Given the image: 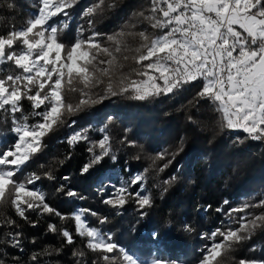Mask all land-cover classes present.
Returning <instances> with one entry per match:
<instances>
[{
  "label": "trees",
  "instance_id": "1",
  "mask_svg": "<svg viewBox=\"0 0 264 264\" xmlns=\"http://www.w3.org/2000/svg\"><path fill=\"white\" fill-rule=\"evenodd\" d=\"M97 4L100 0H76L72 8L66 9L67 17L57 18L58 25L66 24L62 29L58 27V39L70 46L77 39L87 40L93 33H99L95 41L117 57L111 79L116 91L122 86L121 80L125 85L133 79L147 80L136 74L144 69L135 58L146 49L140 53L135 51L144 43L135 33L152 34L149 43L161 34L139 15L140 12L150 15L151 0H104L94 14L82 15ZM37 9L38 0H0V36L24 27ZM121 32L124 34L116 37L119 45L107 39ZM117 46L121 48L119 53L114 51ZM15 50H19L18 43ZM100 58L108 59L103 54ZM148 63L144 61V65ZM0 71L3 72L0 78H4L8 74H20L21 70L9 62L2 64ZM102 79L103 83L85 89L89 98L104 95L109 79ZM73 87L75 91L65 86L63 95L65 103L76 106L85 97L81 84ZM198 90L190 84L143 100L136 99V93L129 90L84 105L73 114L65 110L64 122L57 123L43 136L40 151L24 169L25 176L30 173L40 176L30 187L43 194L44 202L61 215L29 209L24 219L17 214L6 192L5 201L0 203V262L107 264L100 253L87 247L89 237L79 235L75 220L78 210H85L80 214L86 227L99 229L105 238L110 234L142 264L156 260L199 264L206 246L213 243L212 232L239 228L241 217L245 218L244 223L250 224L256 216L264 215V205H260L264 200V139L253 140L242 130L234 132L222 127L216 105L197 98ZM20 104L21 110L15 113L18 122L33 126L40 121L32 113L43 111L45 106L34 110L26 98ZM24 116L28 117L27 121H23ZM12 127L13 114L0 109V150L14 140ZM82 131L87 140L69 143L68 138L74 132ZM104 135L111 145L109 155L82 172L92 158L89 142L95 143ZM94 152L99 154V147ZM46 172L54 179H47ZM135 176L142 177L139 184L132 183ZM121 186L127 188L124 206L104 203ZM70 190L76 195L69 197ZM137 192L140 197L147 195L150 204L141 207L140 197L128 195ZM89 209L97 215L92 216L86 211ZM232 209L243 210L229 214ZM103 218L107 219L101 224L99 221ZM50 224L56 226V231L49 230ZM257 224L259 227L252 230L250 239L222 250L218 264L264 261V222L257 221ZM64 230L71 235V244L61 235ZM15 233L20 234L17 247L11 243V234ZM220 239L216 237L217 241ZM81 252L83 256L74 255ZM116 264L122 262L117 260Z\"/></svg>",
  "mask_w": 264,
  "mask_h": 264
},
{
  "label": "snow or ice",
  "instance_id": "2",
  "mask_svg": "<svg viewBox=\"0 0 264 264\" xmlns=\"http://www.w3.org/2000/svg\"><path fill=\"white\" fill-rule=\"evenodd\" d=\"M103 2L100 0V4ZM75 3L76 0H38L37 11L24 27L9 32L7 36H0V64L10 62L21 70L20 74H8L0 78V109L13 114L12 131L15 133L12 143L0 150V203L5 201L7 192L15 211L24 219H27L25 212L29 209L61 215L44 202L43 194L38 193L35 187H30L40 180V176L35 173L25 176V166L40 151L43 136L54 125L64 122L65 110L73 114L84 105L98 103L109 95L129 90L136 93V99L143 100L150 95L167 94L185 85H195L199 89L197 98L216 105V111L221 113L222 127L242 130L253 140L264 139V0H151L148 10L150 15L145 16L144 12L139 15L150 21L151 27L159 29L161 34L153 37L149 43L145 31L135 33L144 42L135 51L140 53L146 49L135 58L136 63L144 69L136 74L147 77V80L133 79L126 85L121 80L119 91L114 90L111 83L117 57L108 47L95 41L99 33H93L87 40L77 39L70 46L58 39V27L62 29L66 24L58 25L57 18L67 17L69 13L66 9L72 8ZM100 4L87 8L82 15L91 16L100 8ZM91 23L90 20V26ZM123 34L117 33L107 39L119 45L116 37ZM17 43L18 51L15 50ZM114 51L119 53L121 48L117 46ZM101 54L108 59L100 58ZM144 61L150 63L144 65ZM149 70L159 76L150 74ZM102 77L109 79L104 95L96 99L89 98L85 89L103 83ZM157 79L163 81V86L155 82ZM197 81L201 83L197 84ZM76 83L83 86L81 93L85 99L73 106L65 103L63 93L65 86L75 91L73 85ZM25 98L32 103L34 110L45 106L43 111H33V115L41 118L33 126L18 122L15 118V113L21 110L20 102ZM27 119V116L23 117V121ZM72 123L75 124V121ZM68 140L69 143H75L87 140V136L83 131L74 132ZM89 143L88 151L92 153V158L82 172H87L111 151L107 135L95 143ZM96 147L100 149L99 154L94 152ZM112 159L115 160V157ZM44 175L49 180L54 179L50 172ZM141 180L142 177L135 176L132 183L139 184ZM125 193L127 188L121 186L104 203L123 207L127 202ZM67 195L71 197L76 193L70 190ZM128 195L140 197L139 192ZM138 203L144 207L150 204V199L145 195L138 199ZM260 205H264V200ZM242 210L232 209L229 214ZM82 211L85 210H78V214H75L77 231L79 235L89 237V249L100 253V258L107 264H116L117 260L122 264H142L136 256L117 244L110 234L105 238L99 229L81 225ZM86 211L92 216L97 215L90 209ZM144 215L146 213H141V216ZM106 219L99 222L103 224ZM244 220V217L240 218L239 228L217 229L211 233L213 243L206 246L201 264H218L222 250L230 249L232 244L241 240L250 239L252 230L259 227L257 221L264 222V215L256 216L250 224L244 223ZM49 230L56 231V226L50 224ZM242 232L245 235H241ZM11 235L12 245L19 246L20 234ZM61 235L67 238V243L73 242L66 230ZM217 236L222 239L217 241ZM114 252L116 255H111ZM74 255L83 256V253ZM32 260L35 261L36 256ZM153 264L169 262L156 260ZM240 264H264V261L241 260Z\"/></svg>",
  "mask_w": 264,
  "mask_h": 264
},
{
  "label": "rangeland",
  "instance_id": "3",
  "mask_svg": "<svg viewBox=\"0 0 264 264\" xmlns=\"http://www.w3.org/2000/svg\"><path fill=\"white\" fill-rule=\"evenodd\" d=\"M151 36H152V34L149 35V39H150ZM1 65H2V64H0V68H1ZM1 73H3V72L0 71V75H1ZM151 74L154 75V76H156V77L159 76L158 73H151ZM155 82L158 83V84H160L161 86H163V81L157 79ZM9 83H10V82H9ZM149 83H151V82H149ZM147 86H148V85H144V87H147ZM33 89H34V88H33ZM220 114H221V113H220ZM221 118H222V117H221ZM230 130H231V129H230ZM231 131L237 132V131H239V130H231ZM80 224L86 227L85 220H84V218H82V217H81V222H80ZM148 264H153V263H148ZM199 264H201V262H200Z\"/></svg>",
  "mask_w": 264,
  "mask_h": 264
}]
</instances>
